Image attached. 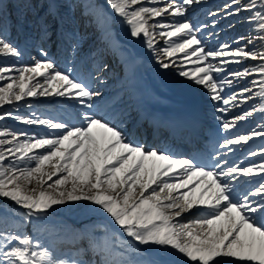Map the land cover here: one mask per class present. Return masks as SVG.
<instances>
[{
	"label": "snow or ice",
	"instance_id": "snow-or-ice-1",
	"mask_svg": "<svg viewBox=\"0 0 264 264\" xmlns=\"http://www.w3.org/2000/svg\"><path fill=\"white\" fill-rule=\"evenodd\" d=\"M106 2L128 25L130 36L142 37L149 49L155 51L156 48L155 30L164 29L159 35L167 38L166 46L156 54L157 63L162 69L176 68L179 76L205 88L212 101L225 106L217 109L219 112L227 113L228 106L235 105L238 97H243V101L252 99L253 95L264 98V51L249 49L247 45L232 48L228 44H221L215 50L206 49L198 34L207 26L196 25L185 15L188 7L200 0ZM47 3L49 15L55 16L60 7L58 0H47ZM148 3H162L163 7H149ZM9 6L15 9L17 22L22 23L32 4L30 0H9ZM5 7L4 0H0V32L11 18L6 16ZM224 7L232 9L228 15L259 7L261 10L254 11L249 19L258 23V30L264 33V0H249L247 4L231 0V4ZM97 11L98 20L106 21L109 14L102 8ZM166 16L179 19L164 22ZM157 17L161 18L160 22L149 25V19ZM215 24L213 21V26ZM257 38L264 40V36L253 39ZM251 43L253 40L248 41ZM70 46L75 54L78 44ZM120 47L118 41H112L113 53L125 56ZM178 54H182L179 63L175 59ZM0 55L19 58L21 51L0 35ZM246 59H259L262 63L228 75L236 80L259 75V80L251 82L259 85V92L246 95L252 93V89L245 87L225 98L223 90L230 88L233 80L228 75L221 79L219 74L226 71L227 64ZM189 65L193 66L189 68ZM100 67L107 69L108 66L102 64L97 70ZM9 72H17L18 76H6ZM29 73L33 75H26ZM36 77H42L46 87L36 81ZM0 80H7L0 86V106L25 97L55 94L74 98L88 109L77 113L81 126L71 119L41 118L34 113L14 117L28 125L56 130L54 134L28 135L7 128L0 131V198H7L26 209L25 216L39 218L54 205L87 200L110 215L132 241L158 246L169 257L151 264H264V161L248 167L229 166L217 153L214 164L208 167L192 158H175L167 150H147L122 122L116 123L91 111L92 104L88 102L101 94L91 90L89 83L77 75L75 67L61 69L46 54L32 65L0 67ZM29 82L34 83L29 87ZM255 111L257 109L253 108L231 120L224 119L223 129L230 130ZM259 111L264 112V107ZM11 116V112L0 114V121ZM6 136L11 139H4ZM253 137L264 138V131L253 129L248 134H235L225 139L220 147L231 152V146L247 143ZM248 154L257 155L256 152ZM259 154L264 155V146L260 147ZM173 179L178 182H171ZM33 180L41 186L39 191L28 189ZM253 181L256 183L250 190L242 193L236 190L237 185ZM69 182L70 188L67 187ZM189 185L193 186L189 188ZM180 189L185 191L180 192ZM193 209L198 215L188 223H181L178 218ZM0 213V222L15 214L8 208L0 209ZM6 227H0V264H87L86 261L58 259L39 241L33 243L31 236L13 234ZM103 264L138 262L113 258Z\"/></svg>",
	"mask_w": 264,
	"mask_h": 264
},
{
	"label": "bare ground",
	"instance_id": "bare-ground-1",
	"mask_svg": "<svg viewBox=\"0 0 264 264\" xmlns=\"http://www.w3.org/2000/svg\"><path fill=\"white\" fill-rule=\"evenodd\" d=\"M162 4V3H161ZM78 7H80V3L77 5H74V9H78ZM206 9H207V5L200 8L198 6H194L191 7L189 9V11L187 12L186 16L189 17H197L200 19H203L205 16L204 13H206ZM257 10H261L260 8H257ZM115 19V18H114ZM121 21L122 18L120 19L119 16H117L116 21ZM92 26V22L89 23V25H87V29L90 28ZM35 30H37L35 28ZM121 30L123 32L126 31V29L124 27H121ZM109 35H112L111 33H109ZM108 35V36H109ZM262 46H264V42L261 43ZM85 47L83 46L82 49H84ZM102 50V54H104V59L107 58L108 55H110V53L107 51V49L103 48ZM22 54V53H21ZM23 58H25L24 55H22ZM10 58V57H9ZM14 59H8V58H3L0 57V62L3 63H8V62H12ZM176 62H178L176 60ZM15 67V66H14ZM17 68V67H15ZM6 76H11V77H16L18 76L16 74V72H9L5 74ZM33 75V74H32ZM36 81H39V83L43 86L46 87V85L44 84V80L42 77H36ZM5 80H0V86H4L5 84ZM34 82H31V84ZM49 91H51V89H49ZM57 103L53 102H46L43 101L42 99H38L37 96L28 98V100H26L25 102L21 103V105H24V108H21L20 111H17V108L14 106H9L8 108L5 109V111L7 112H11L12 116L8 117L9 121L5 122L6 123V127H9V130H16V131H22L24 133H27L28 135H33V134H39V135H44L46 134V130L45 129H40V127H38L37 125H31V126H26V123L22 122L21 120V125H15L11 123V120L13 121H18L16 119H14L15 116L19 115L21 117L27 116V114H31V116L33 115V113L38 116L40 114L42 115H51V113L49 112L51 109H47L46 107L49 106L51 108H55ZM243 108H239L237 109L235 112L237 113L239 110H242ZM4 110V109H2ZM86 111V110H84ZM69 119V118H67ZM80 124V121H79ZM0 127H4V122L0 121ZM56 130H52L50 131L51 134H54ZM10 136H6L3 137L4 139H8ZM22 138V137H21ZM56 179V177H53V180ZM71 183L69 182V184L67 185V187L70 188ZM28 187V186H27ZM31 188H36L37 191H39L41 189V186L36 182V180H33V182L29 185L28 189ZM138 194V193H137ZM6 200H9L7 198H5ZM90 201L87 200H79V201H65V203L63 204H58V205H54L52 208H57V209H61L63 212L67 213L70 216H73L77 219H82L83 217H85L88 213L85 212L84 208L86 206V204H88ZM14 203V202H13ZM4 205V204H0V207ZM19 207V212H26V209ZM98 208H100L98 205H95L94 207L92 206L90 209V211L87 212H96L98 210ZM93 209V210H92ZM95 210V211H94ZM101 210V209H100ZM194 213L189 214L188 216H182V218H178L180 219L181 223H188L190 221V217L193 216ZM99 223V222H98ZM11 224H14L15 226H19L20 223L19 221H15V222H11ZM30 227H28V231L30 233H33V243H35L36 241H39L43 246L47 247V248H51V241L56 242V237L57 235L61 234V233H66V231L71 230L72 228H75L74 225L70 224L68 226V224H65V226L61 227V229L59 230H55L54 226L48 224L46 225L45 222L42 219L38 218V221L33 222L31 224H29ZM21 232H25V229H20ZM116 233V231H115ZM120 236V235H119ZM121 238L123 240H126L127 243H130V238L129 237H123L121 236ZM135 249L138 250V247L135 245ZM55 257L60 259V256L56 253H54Z\"/></svg>",
	"mask_w": 264,
	"mask_h": 264
},
{
	"label": "rangeland",
	"instance_id": "rangeland-1",
	"mask_svg": "<svg viewBox=\"0 0 264 264\" xmlns=\"http://www.w3.org/2000/svg\"><path fill=\"white\" fill-rule=\"evenodd\" d=\"M59 1V0H58ZM106 4V7H107V10H109L110 9V7L108 6V4H107V2L105 3ZM59 5H60V7H59V9H58V11H57V14H56V17H57V15H58V17H60V19L62 18V21L66 18V19H68L69 21H70V23H69V21L67 22V24L64 26V28L65 29H67V31H68V34H70V33H72L73 34V40H72V42L73 43H79L80 41H84L86 38H88V37H90L91 36V34L92 35H94V30L93 29H89V31H84V30H80V26L82 27V28H84V27H86V24H87V22L88 21H85V20H77V18L75 17L76 15H77V17H78V14L77 13H73V11H71L70 10V8L67 6V5H65V3H59ZM82 5V7H83V9H86V5L83 3V4H81ZM147 6H149V5H147ZM103 7H104V9H105V6L103 5ZM150 7V6H149ZM31 10H34L33 9V6L30 8ZM88 12V11H87ZM38 12H36L35 10L33 11V14H27V18H26V21H24L23 23H24V25H27V26H31L33 23H34V21H33V19H34V17L35 18H37L38 17V14H37ZM51 16V18H49V20L48 21H51V25H52V27H51V30L53 31V30H55V28H54V23H53V20H52V18H54V16H52V15H50ZM166 17H169V18H171V16H166ZM166 17H164V18H166ZM44 18H46V17H44ZM84 18H86V17H84ZM160 18L159 17H157V18H153V19H149V21L148 22H150L151 23V21H154L155 20V24L156 23H158L157 21L159 20ZM168 21H171V20H167V22ZM82 22H84V23H82ZM172 22V21H171ZM208 24H211V21H210V19L205 23V24H203V25H206L207 27H206V29L207 28H209V27H211V25H208ZM77 25H79V27H77ZM158 30H159V32L160 31H162V30H164V29H160V28H158ZM159 32H158V34H156V36H160L159 35ZM50 34H52V33H50ZM166 37H161L160 36V40L162 41V40H165L166 41ZM36 47V46H35ZM35 47L34 48H30V50L29 51H31V53L32 54H35ZM45 50H48L47 48L45 49ZM30 54V53H29ZM32 54H30V56H31V59L33 60V62L35 61V60H38V59H35L34 57H33V55ZM1 56H4V55H1ZM33 62L32 63H30V64H26V65H32L33 64ZM12 65H14V64H12ZM1 67H5V68H7L6 66V64H4V65H0ZM23 66H25V64H20L19 65V68L20 67H23ZM18 75V74H17ZM7 82V81H6ZM6 84V83H5ZM28 86H29V83H28ZM30 87V86H29ZM21 101H13V103L12 104H14V105H17V104H19ZM19 109H20V107H18L17 108V110L19 111ZM5 119H6V117H5ZM4 119V120H5ZM17 123H19V122H17ZM28 187H29V185H28ZM0 199H3V198H0ZM1 201H3V200H1ZM90 204H92V202H90ZM90 204L89 205H87V208L90 206ZM12 205L13 204H11V202H8L7 204H6V207L7 208H11L12 207ZM53 211L55 210V209H52ZM60 211V210H59ZM58 211V212H59ZM49 211H46V213H48ZM55 212V211H54ZM92 215V214H91ZM48 218H50V217H48ZM29 220L31 221V217H29Z\"/></svg>",
	"mask_w": 264,
	"mask_h": 264
}]
</instances>
